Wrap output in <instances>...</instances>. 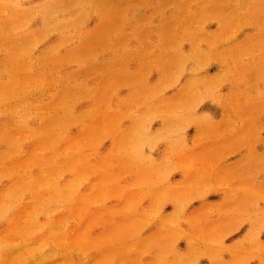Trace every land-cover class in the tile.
<instances>
[{
  "label": "rangeland",
  "instance_id": "obj_1",
  "mask_svg": "<svg viewBox=\"0 0 264 264\" xmlns=\"http://www.w3.org/2000/svg\"><path fill=\"white\" fill-rule=\"evenodd\" d=\"M0 264H264V0H0Z\"/></svg>",
  "mask_w": 264,
  "mask_h": 264
}]
</instances>
